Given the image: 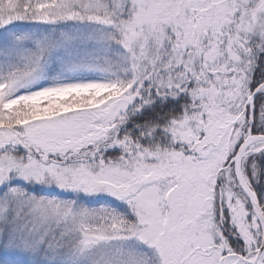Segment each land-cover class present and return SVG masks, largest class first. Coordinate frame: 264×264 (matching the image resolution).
Masks as SVG:
<instances>
[{"label":"snow or ice","instance_id":"6c2138e0","mask_svg":"<svg viewBox=\"0 0 264 264\" xmlns=\"http://www.w3.org/2000/svg\"><path fill=\"white\" fill-rule=\"evenodd\" d=\"M0 264H264V0H0Z\"/></svg>","mask_w":264,"mask_h":264}]
</instances>
